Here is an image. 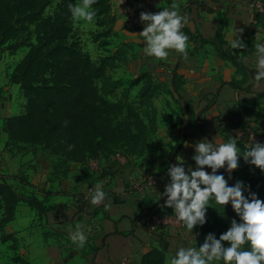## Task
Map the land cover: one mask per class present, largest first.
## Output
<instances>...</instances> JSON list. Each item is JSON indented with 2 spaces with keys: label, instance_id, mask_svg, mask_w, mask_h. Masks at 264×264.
<instances>
[{
  "label": "crops",
  "instance_id": "0c3cea01",
  "mask_svg": "<svg viewBox=\"0 0 264 264\" xmlns=\"http://www.w3.org/2000/svg\"><path fill=\"white\" fill-rule=\"evenodd\" d=\"M126 1L142 12L153 13L172 3V0ZM117 3L118 0H110L111 11ZM177 3L181 14L189 17L182 29L189 37L187 59L175 50H169L164 60L147 56L143 51L146 41L140 33L144 26L134 28L121 15H115L112 27L113 53L121 44L126 45L125 62L131 65L128 74L133 78L140 72H149L154 80L166 84L170 92L160 105L163 115L157 116L149 155L68 162L65 173L55 172L57 160L49 154H33L31 148L19 153L5 148L7 135L3 121L19 110L16 111L13 98L10 100L6 92L0 93V175L9 177L7 183L23 199L16 207L13 220L5 227V233L13 234L16 239L10 253L24 260V263L11 264H140L141 256L152 248H164V264H168V257L178 247H199L204 243V230L199 226L192 232L184 229L159 234L148 232L142 219L133 229L132 221L141 211L145 214L165 205L167 197H160L159 193H163L168 183L169 165L178 163L179 150H184L180 157L185 167H195L192 156L199 140L207 137L215 143H224L227 127L255 120L234 113L233 108L237 102L264 92V80L258 85L254 81L255 44L264 42V18L257 14L264 12V6L259 0H177ZM81 24L77 35L80 40L88 39L89 46H99L95 22L90 23L89 34ZM237 32L245 42L244 49L231 48L230 42ZM83 49L90 55L89 48ZM221 52L235 57V62L222 58ZM230 81L249 88L251 93L220 85ZM218 171L228 178L230 185L242 181L236 174L243 171L247 177L263 173L243 157L231 173L226 167ZM20 178L27 184L20 183ZM98 181H104L107 197L103 203L93 205L91 196ZM46 193L51 195L45 198ZM32 196L51 209L39 214L24 201ZM76 225L82 226L87 236L83 248L76 247L70 239L68 229H75ZM0 244L13 249L11 242Z\"/></svg>",
  "mask_w": 264,
  "mask_h": 264
},
{
  "label": "trees",
  "instance_id": "16d2710c",
  "mask_svg": "<svg viewBox=\"0 0 264 264\" xmlns=\"http://www.w3.org/2000/svg\"><path fill=\"white\" fill-rule=\"evenodd\" d=\"M56 1L54 11L44 15L51 0H0V52L5 49L13 53L27 43V51L8 77L11 85L18 86L22 102L19 112L3 121L7 135L5 148L17 153L31 148L33 154H49L57 160L54 171L63 173L68 162L149 155V141L157 129L153 101L159 85L149 72H140L131 81L133 86H140L137 100L131 101L125 94L111 100L117 82H112L108 69L126 61V45L121 44L111 56L94 61L84 51L73 27L69 4H76V0ZM92 10L96 12L95 26L103 29L99 35L113 36L116 16L111 11L110 0H95ZM258 15L264 18V12ZM219 55L235 62V57L229 54ZM220 85L251 93L235 81ZM263 100L264 92L256 93L250 99L237 102L233 112L264 124ZM238 147L242 152L245 150ZM8 178L0 175V232L13 220L16 207L23 200L7 183ZM19 182L27 184L22 178ZM245 187L244 195L255 193L264 200V172L247 177ZM49 195L46 193L45 198ZM24 201L39 214L51 209L33 196ZM145 215L141 211L132 221L133 229ZM206 215L207 222L199 226L204 230V239L208 233L218 239L233 218L239 221L230 203L222 206L212 201ZM9 241L11 245L16 243L13 234L1 232L0 243ZM15 262L24 263V260L15 256ZM164 263V248H152L140 259V264Z\"/></svg>",
  "mask_w": 264,
  "mask_h": 264
},
{
  "label": "clouds",
  "instance_id": "9594fccd",
  "mask_svg": "<svg viewBox=\"0 0 264 264\" xmlns=\"http://www.w3.org/2000/svg\"><path fill=\"white\" fill-rule=\"evenodd\" d=\"M94 3L95 0H82L79 4H69L72 17L77 21L94 23ZM161 8L156 13H140V21L144 25L140 33L146 41L144 53L164 60L168 58L169 50H175L187 59L189 37L182 29L189 22L188 15L181 14L177 0H172L169 7ZM239 32L230 42L232 49L245 48ZM255 49L257 71L254 81L258 85L264 80V42H257ZM194 148L192 160L195 167H185L182 157H176L178 163L169 165V180L163 193H159L160 197H167L166 206L174 210L189 232L207 222L206 214L212 201L222 206L230 203L239 221L233 218L230 227L218 239L213 233H208L199 247H178L175 254L168 257V264H264V200L259 199L255 193L244 195L247 189L243 181L230 185L225 175L218 171L226 167L231 173L238 168L239 159L243 157L245 162L264 172V143L255 142L251 147L246 146L242 152L232 137L224 143H215L205 137ZM103 185L104 181L96 183L90 201L93 205L101 204L106 199ZM68 231L75 246L83 248L87 236L82 226L76 225L75 229L69 227ZM245 245L248 247L245 248Z\"/></svg>",
  "mask_w": 264,
  "mask_h": 264
},
{
  "label": "rangeland",
  "instance_id": "374dc122",
  "mask_svg": "<svg viewBox=\"0 0 264 264\" xmlns=\"http://www.w3.org/2000/svg\"><path fill=\"white\" fill-rule=\"evenodd\" d=\"M56 3H57L56 0H51L50 5L44 10V15L51 14L54 11ZM79 3H82V0H77V4ZM259 3L261 6H264V0H259ZM80 22H82L81 25L84 26V29H87V32L89 34L91 31L89 30L91 29L90 27L91 24L84 20H79V21L75 20L74 28H75L76 35H79L81 32V29H79ZM30 29L33 30L34 27H30ZM100 32H103V29L97 28L96 30L97 34L95 36L100 40V43L105 42L106 44L105 46H100V45L98 46L97 44L89 46V44H86V42L89 41L88 39H85V41L80 40L81 44L83 43L82 45L83 48L85 49L89 48L90 57L96 62H98L103 56H108V55L111 56V53H113V36L106 38V37L100 36L99 35ZM84 34L86 35V33H83V35ZM33 38L34 36L32 35V41H33ZM99 47H101V49ZM26 51H27V43H24L21 45V47L16 52L10 53L8 50H5V49L0 52V93L6 92V95L11 98L10 100H12L13 98L14 107L16 111L19 110L20 104L22 102V96L19 93L18 88L11 85L8 82V77L10 75V72L13 66L21 59V57L24 55ZM111 63L113 64V60ZM130 68H131V65L129 64L127 66L126 62H121V63L117 62L116 67L113 68V65H112V67L108 69V75L112 79V82H117L115 86V91H114L115 95L110 97L111 100L118 99L120 96H123V94L127 95L128 99L131 101L138 99L139 94H140L139 92L140 86H133L131 84L132 75L128 74L129 72L128 70H131ZM155 82L159 85V88H160L158 95L155 97L153 101L154 102L153 104L156 109L155 118L157 121V116L159 117L163 115V110L160 109V105L164 103L167 97H169L170 92L168 89H166V84L162 82H158L157 80H155ZM3 87L5 88V90L2 89ZM247 176L248 174L244 173V171L240 173L239 175L236 174V177H238V180L242 179L243 183L246 181ZM232 177L234 178L235 175H232ZM244 185L246 186V184ZM5 227L4 229H2L1 231L2 233H5ZM1 232H0V235H1ZM10 242L11 241H9L8 243L10 244ZM11 244L10 246L13 249H10L8 247L6 248L5 245L0 244V264H11L12 262H15V254H12L10 252L14 250L16 243H14L13 245Z\"/></svg>",
  "mask_w": 264,
  "mask_h": 264
},
{
  "label": "built area",
  "instance_id": "2783aa9c",
  "mask_svg": "<svg viewBox=\"0 0 264 264\" xmlns=\"http://www.w3.org/2000/svg\"><path fill=\"white\" fill-rule=\"evenodd\" d=\"M114 15H121L128 20V23L134 28L144 26L140 21V13L138 7L130 4L126 0H118L117 6L112 8ZM226 136L232 137L242 148L251 147L255 142L264 143V126L260 121H252L249 123H237L225 129ZM184 150H179L177 157L183 154ZM143 225L148 232L165 234L170 230L177 232L182 231L185 227L180 221L172 208L163 206L154 207L144 216Z\"/></svg>",
  "mask_w": 264,
  "mask_h": 264
}]
</instances>
